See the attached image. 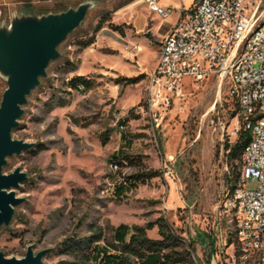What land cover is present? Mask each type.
Masks as SVG:
<instances>
[{
	"label": "rangeland",
	"instance_id": "rangeland-1",
	"mask_svg": "<svg viewBox=\"0 0 264 264\" xmlns=\"http://www.w3.org/2000/svg\"><path fill=\"white\" fill-rule=\"evenodd\" d=\"M85 2L94 7L59 46L60 57L28 97L12 133L33 147L7 158L3 168L4 174L21 168L28 181L16 191L24 199L16 217L0 229V253L21 259L33 246L35 253L48 251L44 264H97L67 245L98 236L99 247L115 245L121 223L144 227L162 218L192 248L196 264H261L260 256L229 244L236 237L238 243L232 195L242 166L227 159L222 138L237 111L227 84L220 89L211 79L189 87L159 130L146 111V79L162 42L151 28L159 25L158 34L165 35L176 15L162 21L143 0H0V26L28 12ZM92 38L94 43L82 49L81 43ZM76 76L90 80L91 90L70 89ZM136 77H142L137 84H117ZM6 88L0 76V103ZM138 175L145 181L138 182ZM122 185L123 195L116 194L114 188ZM257 185L251 180L244 188ZM147 234L159 239L157 228Z\"/></svg>",
	"mask_w": 264,
	"mask_h": 264
},
{
	"label": "built area",
	"instance_id": "built-area-1",
	"mask_svg": "<svg viewBox=\"0 0 264 264\" xmlns=\"http://www.w3.org/2000/svg\"><path fill=\"white\" fill-rule=\"evenodd\" d=\"M263 1L196 0L189 11H181L170 38L161 42L157 67L148 76L153 104L146 111L156 130L171 109L186 99L189 87L216 79L220 89L227 84L237 107L222 138L233 145L242 131L254 133V144L243 156L244 178L232 202V207H238L244 252L257 251L264 229V32L254 45H244L246 30L259 28L264 19ZM143 3L162 19L171 15L172 10L160 6L159 0ZM167 175L174 177L171 169ZM251 180L257 188L246 190L244 185Z\"/></svg>",
	"mask_w": 264,
	"mask_h": 264
},
{
	"label": "water",
	"instance_id": "water-1",
	"mask_svg": "<svg viewBox=\"0 0 264 264\" xmlns=\"http://www.w3.org/2000/svg\"><path fill=\"white\" fill-rule=\"evenodd\" d=\"M93 7L92 2H85L60 13L14 17L10 25L0 26V76L7 84L0 103V229L11 224L15 208L23 204L16 191L28 181L21 168L3 173L7 158L33 147L14 140L12 133L20 125L28 97L47 76L50 63L60 57L59 46L83 24ZM47 252L35 253L30 246L21 259L0 253V264H44Z\"/></svg>",
	"mask_w": 264,
	"mask_h": 264
},
{
	"label": "trees",
	"instance_id": "trees-1",
	"mask_svg": "<svg viewBox=\"0 0 264 264\" xmlns=\"http://www.w3.org/2000/svg\"><path fill=\"white\" fill-rule=\"evenodd\" d=\"M73 8L71 5L59 4L54 10H41L38 14L33 11L28 12L27 15H47L50 13H60ZM31 10V9H30ZM101 24H98L96 31L101 29ZM114 31H119L118 27H114ZM72 34V33H71ZM94 43V39H89L81 43V48L86 49ZM142 77L136 78H122L117 80L118 85H134L139 83ZM93 84L90 80L85 79L82 76L73 77L68 87L72 90H80L87 92L91 90ZM236 113L232 114V118ZM107 140V139H106ZM251 140V134L249 131H242L238 139L233 145L228 143L225 145L227 152V159L231 162H239L241 164L242 155ZM119 160V157H116ZM123 159H127L124 157ZM115 165L120 167L122 164L120 161L115 162ZM144 176L138 175L134 177L138 182H144L142 179ZM240 178V176H239ZM236 180L233 191L236 188ZM125 185V184H124ZM119 186L114 188V191L118 195H123L125 186ZM16 214H14V218ZM154 228L158 229L159 239H152L148 236V231H152ZM236 236V232L233 233ZM100 241V236L91 240H78L73 239L67 245V250L80 255L86 260L95 261L97 264H196L193 250L190 246H187L184 241L176 235L168 223L160 218L155 223H149L144 227L134 226L129 227L127 225H120L114 232L115 245H107L105 247H99L97 242ZM230 245H235L239 250L237 237L236 241H229ZM239 256H242L239 254Z\"/></svg>",
	"mask_w": 264,
	"mask_h": 264
},
{
	"label": "bare ground",
	"instance_id": "bare-ground-1",
	"mask_svg": "<svg viewBox=\"0 0 264 264\" xmlns=\"http://www.w3.org/2000/svg\"><path fill=\"white\" fill-rule=\"evenodd\" d=\"M260 32H264V21L259 23V28H251L250 30H246V34H245V38H244V45H254L255 42L257 41L258 36H260ZM169 38H170V32L164 39H169ZM156 67H157V65H156ZM148 82H149V98H148V103H147V110H150V108H152V104H153L152 78H149ZM150 119H152V118H150ZM250 134H251V140H250L249 144L247 145V147L245 148L243 155H242L241 175H240L239 181L237 182L236 188L234 189V195H232L233 196V202L235 200L237 188L240 187V181H242L244 178L243 156L245 155V153L249 152V147L254 144V133H250ZM235 210H236L239 250H241V252L244 253L245 255H258V256H260L261 264H264V229L261 230L260 235H259L257 251L256 250H248L247 252H244V242H242V237L239 233L240 220L238 219V207H235Z\"/></svg>",
	"mask_w": 264,
	"mask_h": 264
},
{
	"label": "crops",
	"instance_id": "crops-1",
	"mask_svg": "<svg viewBox=\"0 0 264 264\" xmlns=\"http://www.w3.org/2000/svg\"><path fill=\"white\" fill-rule=\"evenodd\" d=\"M195 1L196 0H167L166 2H164V4H161L160 3V0H159V5L164 7V8H170L172 10L171 12V15L167 18V19H162L160 17H158L156 14H154L153 12H151L147 6V9L149 11V13L153 16H155L156 18L162 20V21H166L168 19H170L173 15H176V18L174 19V21H172V25H171V28L167 31V33L165 35H159L158 32H159V28L160 26L158 25H154L152 26L151 28V31L158 35V37H161L162 38V41L163 39L169 34V32L171 31L172 27L176 24V22L178 21L179 17H180V14H181V11L182 10H185V11H189L194 5H195ZM186 4V5H185ZM172 6V7H171ZM159 55H160V46L158 47V50L155 52V59H154V63H153V66H152V71L154 70V68L156 67L157 65V61H158V58H159ZM150 75V74H149ZM148 75V76H149ZM147 81H148V77L146 79V84H145V93H146V98H147ZM141 108V107H140ZM139 108V110H140ZM139 114H141V112L139 111ZM120 225H127V224H124V223H121ZM119 225V226H120ZM118 226V227H119ZM129 226V225H127ZM131 227V226H129Z\"/></svg>",
	"mask_w": 264,
	"mask_h": 264
}]
</instances>
